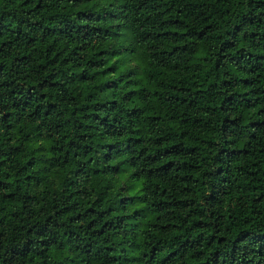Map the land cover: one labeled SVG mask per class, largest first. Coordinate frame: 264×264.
<instances>
[{"label":"trees","instance_id":"trees-1","mask_svg":"<svg viewBox=\"0 0 264 264\" xmlns=\"http://www.w3.org/2000/svg\"><path fill=\"white\" fill-rule=\"evenodd\" d=\"M0 264H264V0H0Z\"/></svg>","mask_w":264,"mask_h":264}]
</instances>
